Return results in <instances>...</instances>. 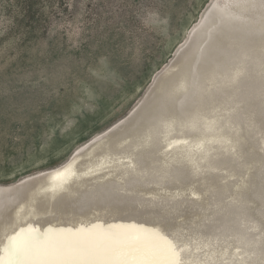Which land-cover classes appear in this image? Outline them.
Returning <instances> with one entry per match:
<instances>
[{"label":"bare ground","instance_id":"bare-ground-1","mask_svg":"<svg viewBox=\"0 0 264 264\" xmlns=\"http://www.w3.org/2000/svg\"><path fill=\"white\" fill-rule=\"evenodd\" d=\"M238 2L209 7L123 118L0 185V260L83 229L136 264H264V0Z\"/></svg>","mask_w":264,"mask_h":264},{"label":"rangeland","instance_id":"rangeland-1","mask_svg":"<svg viewBox=\"0 0 264 264\" xmlns=\"http://www.w3.org/2000/svg\"><path fill=\"white\" fill-rule=\"evenodd\" d=\"M214 2L239 3L0 0V185L63 164L123 118Z\"/></svg>","mask_w":264,"mask_h":264},{"label":"snow or ice","instance_id":"snow-or-ice-1","mask_svg":"<svg viewBox=\"0 0 264 264\" xmlns=\"http://www.w3.org/2000/svg\"><path fill=\"white\" fill-rule=\"evenodd\" d=\"M96 241L107 242L94 230L49 229V235L41 241L38 249L19 264H136L135 261L117 259L111 253L91 247ZM0 264L5 262L0 260Z\"/></svg>","mask_w":264,"mask_h":264},{"label":"water","instance_id":"water-1","mask_svg":"<svg viewBox=\"0 0 264 264\" xmlns=\"http://www.w3.org/2000/svg\"><path fill=\"white\" fill-rule=\"evenodd\" d=\"M177 56H178V54H177ZM177 56H176V58H177ZM176 58H175V59H176ZM159 80H160V78H159L158 80H157V78H156L155 82L153 83V86H154V85H157L158 82H159Z\"/></svg>","mask_w":264,"mask_h":264}]
</instances>
